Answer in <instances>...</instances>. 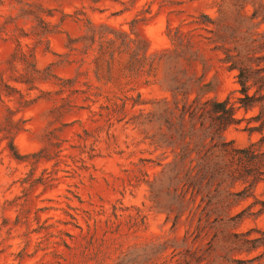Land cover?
Listing matches in <instances>:
<instances>
[{"label": "trees", "instance_id": "16d2710c", "mask_svg": "<svg viewBox=\"0 0 264 264\" xmlns=\"http://www.w3.org/2000/svg\"><path fill=\"white\" fill-rule=\"evenodd\" d=\"M16 1L21 5L20 14L6 20L0 29V39L14 44L13 52L0 69V102L5 104L8 100L17 105L15 110L7 106L0 125V143H6L11 158L31 164L55 159L58 165L65 142L61 133L81 123L79 120L67 122L66 118L82 110L89 112L92 122H102L109 129L121 123L141 128L150 144L163 153L157 159L141 160L136 169L127 172L129 184L145 185L154 205L167 214V219L174 216L173 228L182 222L187 224L183 247H187L190 240L193 244L209 240L214 246L209 252L202 247L187 249L184 264H191L189 258L195 260V264L205 259L208 264H223L220 259L230 260L235 251L252 254L261 249L263 252L250 262L264 264V231L230 232L238 227L246 212L232 214L238 200L254 197L255 202L247 210L260 208L250 215L264 213V199L255 195L264 185V136L261 143L245 148L225 137L228 129L245 120L238 116L239 111L248 113L260 107L264 116V33L255 31L264 24V0H220L217 4L219 19L201 14L188 23L192 30L186 31L183 24L169 27L167 37L171 49L161 56L150 54V43L136 29V24L147 20L152 10L141 12V18L131 22L130 32L108 24L97 25L87 19L85 33L69 37L67 53L45 69L38 67L39 50L48 51L51 36L59 33L66 19L73 16L63 14L55 23V14L38 0ZM228 14L233 16L232 21H228ZM18 20L25 21L30 28L19 27ZM204 41L215 44L213 51L223 55L219 62L227 71L236 73L240 86L236 92L240 96L234 102L230 96L226 99L211 97L215 91L213 82H205V73L198 77L191 71L193 64L203 63L200 46ZM163 59L170 72L171 100L146 101L141 93L129 89L93 108L100 95L89 80L82 79L85 73L80 70L85 65L91 67L88 72L91 69L97 81L101 80L103 71L110 81L116 70L122 79L130 82L153 75ZM64 63L79 64L75 77L62 78L55 73V67ZM44 83H51L54 90H40ZM34 91L41 95L32 98ZM40 99L54 104L49 112L46 145L37 153L22 155L15 137L25 130L26 121L18 119L17 114L21 108ZM249 129L262 132L264 123ZM83 133L78 135L79 147L88 149L92 136L86 129ZM87 152L93 158L94 145ZM51 153H54L53 158ZM147 166L156 170L152 176L144 169ZM45 180L50 181L49 177ZM68 207L74 212L64 211L70 220L49 223L47 219L28 232V235L42 236L32 254L27 252V242L19 255V264L39 252H44L43 258L51 256L53 259L38 264H166L165 253L175 247L172 239L142 240L140 234L148 229L147 216L137 208L132 212L130 208L113 206V214L103 220L99 218L102 213ZM123 212L129 213L124 215ZM79 217L85 221V228L80 225ZM25 223L29 225L27 218ZM68 226L79 233L72 234L62 228ZM254 233L258 236L253 237ZM219 244L224 257L218 255Z\"/></svg>", "mask_w": 264, "mask_h": 264}, {"label": "rangeland", "instance_id": "374dc122", "mask_svg": "<svg viewBox=\"0 0 264 264\" xmlns=\"http://www.w3.org/2000/svg\"><path fill=\"white\" fill-rule=\"evenodd\" d=\"M38 2L55 14V23L59 22L63 14L73 16L66 19L59 33L51 36L50 49L39 50L38 67L45 69L61 60L60 55L67 53L66 45L69 37H79L85 33L87 19L97 25L108 24L130 32L131 22L141 18V12L150 9L151 15H148L147 20L138 22L136 29L141 37L150 43V54L161 56L171 49L167 37L169 27L176 28L183 24L186 31L192 30V25L188 23L192 17L201 14H207L214 20L219 19L217 4L220 0H38ZM20 9L21 5L16 0H0V29L6 20L16 18L20 14ZM228 17V21L233 20L230 14ZM17 22L21 28L26 30L30 28L25 21ZM11 26L13 28V25ZM255 31L264 33V24L255 28ZM202 33L212 36L206 32ZM214 46L215 44H210L208 41L202 42L200 48L203 63L193 64L191 71L198 77L205 73V82H213L215 91L211 93V97L226 99L230 96L234 102L240 96L236 92L240 88L235 78L236 73L229 72L222 66L219 59L223 55L213 51ZM13 50L14 44L11 41L0 39V69ZM89 67L85 65L80 71L85 73L82 79L89 80L100 95L94 109L105 103L107 99L118 97L129 89L141 93L146 101L172 99L170 72L164 59L153 75L143 76L130 82L122 79L116 70L113 71L110 81L105 71L101 72V80L97 81L92 70L88 72ZM78 71L77 63L58 64L55 67V73L62 78H73ZM39 88L47 92L53 91L55 87L51 83H44ZM39 95H41L39 91H34L31 96L35 98ZM5 102V104L0 102V125L7 113V106L14 110L17 108L14 102L8 100ZM53 105V102L40 99L31 106L20 109L17 118L26 121L25 130L15 137V144L22 155L37 153L46 145L45 134L49 126V112ZM238 116L245 120L240 125L228 129L225 133L226 139L234 141L241 148L252 143H261L264 130L258 132L249 129L257 128L264 123L261 108L257 107L248 113L241 110ZM76 120L81 123H76L61 133V139L65 142L61 162L58 165L55 159L49 162L43 160L38 164L18 162L11 158L6 150V143H0V264H19V255L27 242H29L27 252L32 254L42 235L35 233L28 235V232L47 219H50L49 223L70 220L64 214V211L74 213L68 205L96 211V214L102 213L99 218L103 220L113 214V206L130 208L132 212L136 208L139 209L147 216L148 223L147 231L140 234L142 240L161 237L172 239L175 244V247L170 248L164 255L166 264H184L183 260L188 255L186 250L189 248L202 247L209 252L214 247L210 245L209 240L196 244L190 240L189 245L183 247L187 224L182 222L173 228L174 216H171L170 220L167 219V214L154 205L148 188L145 185L133 187L129 184L130 178L127 172L136 169L141 160L157 159L163 153L150 144L147 134L141 128L121 123L109 129L102 122H92L86 110L66 118L67 122ZM83 129L92 136L88 141V149L79 147L78 135H84ZM151 134L152 132L149 135ZM91 145L95 147L93 158H90L87 152ZM262 145L264 149V142ZM51 157H54V153H51ZM144 169L151 176L156 171L149 166ZM47 177L49 182L45 180ZM255 195L259 199H264V185L257 189ZM254 202L255 198L249 197L234 203L233 215L244 210L246 212L238 227L230 229L231 233L243 234L251 229L264 231V213L250 215L252 212H258L260 207L255 206L252 210H247ZM128 213L123 212L124 215ZM26 218L29 225L25 223ZM79 223L86 227L81 217ZM62 228L72 234L79 233L72 226ZM252 236L258 235L254 233ZM218 246V255L224 257L222 246L220 244ZM261 252L263 249L252 254L235 251L230 255V260L222 258L220 261L223 264H241V262L252 264L250 260ZM43 255L44 252H39L33 257H26L21 264H38L40 261L47 262L53 259L51 256L43 258ZM188 260L191 264L196 262L190 258ZM201 264H208V259Z\"/></svg>", "mask_w": 264, "mask_h": 264}]
</instances>
